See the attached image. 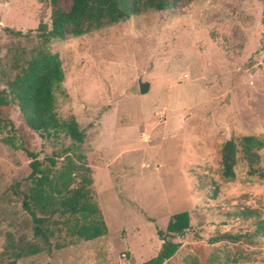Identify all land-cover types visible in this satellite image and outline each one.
I'll return each instance as SVG.
<instances>
[{"label":"rangeland","instance_id":"1","mask_svg":"<svg viewBox=\"0 0 264 264\" xmlns=\"http://www.w3.org/2000/svg\"><path fill=\"white\" fill-rule=\"evenodd\" d=\"M52 9L50 0H0L1 67L31 47L5 29L35 35ZM49 49L64 73L57 114L73 117L84 141L40 137L15 106L0 124V264H143L161 239L178 244L163 264H264V0H193ZM244 136L262 143L250 158ZM231 139L237 162L226 179L221 151ZM27 152L49 178L68 159L90 169L106 235L86 241L71 234L79 214L31 204L44 220L36 232L23 206L35 184ZM82 174L72 172L70 188ZM183 213L188 228L169 231Z\"/></svg>","mask_w":264,"mask_h":264},{"label":"trees","instance_id":"2","mask_svg":"<svg viewBox=\"0 0 264 264\" xmlns=\"http://www.w3.org/2000/svg\"><path fill=\"white\" fill-rule=\"evenodd\" d=\"M61 1L63 0H50L53 7L50 27L40 23L35 35L32 31L23 34L5 29L15 36L29 39L31 47L28 51L18 48L10 60L9 68L0 66V124L10 122V111L15 106L24 126L40 137L59 139L64 136L73 144H82L84 133L76 120L73 117L62 119L56 111V95L62 92L64 73L59 55L49 49L50 43L78 38L105 26L125 22L147 11H166L193 0H66L70 3L67 9L57 7ZM240 142L247 158L253 156L252 151L262 145L253 136H244ZM237 153V145L232 139L223 144L222 175L226 179L235 176ZM27 154L32 160L29 164L32 170L30 176L35 184L30 189V194L25 195L23 206L37 223L36 232L41 233L44 220L36 217L31 204L42 213L53 211L49 206L60 205L62 214L75 218L79 214L83 222L75 221L71 234L86 241L106 235V225L90 190L92 179L84 174L90 169L75 165L73 160L68 159L65 167L49 178L46 171L40 169L34 154ZM75 169L82 171V180L80 185L70 188L69 178ZM188 220L187 213L175 215L167 228L175 233H183L189 226ZM228 237L229 235H221L220 239ZM161 240L158 255L143 264H163L174 255L178 244Z\"/></svg>","mask_w":264,"mask_h":264},{"label":"water","instance_id":"3","mask_svg":"<svg viewBox=\"0 0 264 264\" xmlns=\"http://www.w3.org/2000/svg\"><path fill=\"white\" fill-rule=\"evenodd\" d=\"M150 89V85L148 82L142 83L139 81V92L144 95L147 94Z\"/></svg>","mask_w":264,"mask_h":264},{"label":"crops","instance_id":"4","mask_svg":"<svg viewBox=\"0 0 264 264\" xmlns=\"http://www.w3.org/2000/svg\"><path fill=\"white\" fill-rule=\"evenodd\" d=\"M169 260V259H168ZM134 264H136V263H134ZM139 264V263H138ZM141 264V263H140ZM196 264V263H195Z\"/></svg>","mask_w":264,"mask_h":264}]
</instances>
